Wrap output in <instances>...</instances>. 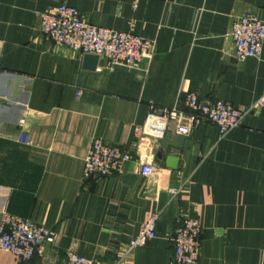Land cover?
Wrapping results in <instances>:
<instances>
[{"label":"crops","instance_id":"crops-1","mask_svg":"<svg viewBox=\"0 0 264 264\" xmlns=\"http://www.w3.org/2000/svg\"><path fill=\"white\" fill-rule=\"evenodd\" d=\"M62 4L153 41V56L86 67V54L40 31V15ZM247 12L264 19V0H0V220L9 212L55 232L26 264H62L70 253L94 264H177L172 236L185 216L203 228L197 264H264V107L224 136L204 122L189 136L172 123L162 139L134 137L152 106L184 107L190 92L241 108L264 96V46L258 57L234 56L233 24ZM181 136L162 161L178 156V167L162 166L161 140ZM95 138L134 159L86 177ZM149 162L156 172L144 178ZM155 213L157 237L128 253ZM0 264L19 263L0 250Z\"/></svg>","mask_w":264,"mask_h":264},{"label":"built area","instance_id":"built-area-1","mask_svg":"<svg viewBox=\"0 0 264 264\" xmlns=\"http://www.w3.org/2000/svg\"><path fill=\"white\" fill-rule=\"evenodd\" d=\"M40 31L60 47H67L81 54H95L104 58L107 65L136 67L155 52L154 42L131 31H119L91 23L75 6L62 4L54 11L40 15ZM231 36L234 56L238 60L261 55L264 46V19L253 12L238 17L233 24ZM81 93H78L80 96ZM264 107V96L248 107L241 108L222 99H201L197 92H190L184 107L156 108L152 106L144 125L134 128V137L153 136L162 139L172 123L178 134L189 136L204 122L215 124L222 136L239 128L244 118ZM27 141L23 135L21 142ZM134 159L130 150L100 138L92 141L85 159L84 174L109 176L119 171L123 161ZM156 164L144 163L141 175L151 177ZM178 194V189H172ZM159 213L153 214L140 225L139 231L129 243L128 253L157 237ZM203 228L195 217H183L172 236L174 260L177 264H197L202 246ZM55 240V232L30 219L4 212L0 220V250L11 253L19 264H26L36 255H42L44 247ZM62 264H94L86 256L70 253Z\"/></svg>","mask_w":264,"mask_h":264},{"label":"water","instance_id":"water-1","mask_svg":"<svg viewBox=\"0 0 264 264\" xmlns=\"http://www.w3.org/2000/svg\"><path fill=\"white\" fill-rule=\"evenodd\" d=\"M99 61V56L95 54H86L85 55V63L86 67L94 69L96 68ZM184 142V137H179L178 139L172 141V140H161V149L157 154V161L162 163V166H167L172 169H175L178 167L179 163V157L178 156H166L165 162H162L164 159V152L167 151L170 147L175 148H182Z\"/></svg>","mask_w":264,"mask_h":264},{"label":"rangeland","instance_id":"rangeland-1","mask_svg":"<svg viewBox=\"0 0 264 264\" xmlns=\"http://www.w3.org/2000/svg\"><path fill=\"white\" fill-rule=\"evenodd\" d=\"M79 255V254H78ZM80 256H82V255H80Z\"/></svg>","mask_w":264,"mask_h":264}]
</instances>
